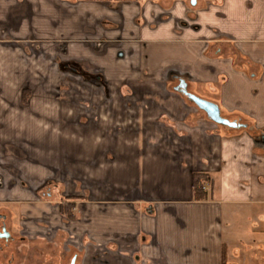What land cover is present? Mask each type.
Returning <instances> with one entry per match:
<instances>
[{
    "label": "crops",
    "instance_id": "crops-1",
    "mask_svg": "<svg viewBox=\"0 0 264 264\" xmlns=\"http://www.w3.org/2000/svg\"><path fill=\"white\" fill-rule=\"evenodd\" d=\"M79 88L91 98L46 97ZM43 191L81 198L72 221L47 209L71 227L69 264H259L264 0H0V205Z\"/></svg>",
    "mask_w": 264,
    "mask_h": 264
},
{
    "label": "rangeland",
    "instance_id": "rangeland-1",
    "mask_svg": "<svg viewBox=\"0 0 264 264\" xmlns=\"http://www.w3.org/2000/svg\"><path fill=\"white\" fill-rule=\"evenodd\" d=\"M178 1L189 4L188 0ZM60 45H63V50L65 46L63 43L54 45L53 57L59 52L57 48ZM52 62L55 65L52 64L50 69L55 70L60 60L55 58ZM39 68H44L48 71L47 67H42L38 61L36 71H39ZM58 77L68 85L73 84L74 86L77 83H82L80 78L78 80L73 75L67 74ZM46 80L50 84H54L57 77L50 75L46 77ZM39 94L42 95L43 92ZM69 95L83 100L91 98V92L83 88H79L74 93L70 92L69 89L68 92L53 91L51 94L49 92L46 97L61 99L62 97H69ZM59 201V194L50 199L43 191L36 197V200L29 201L31 202L30 205H21V203L13 206L8 204L0 205V215L6 217L0 218V231L4 228L9 236L7 239L0 236V264H69L72 256L77 254L74 239H71L68 235V233H72L71 227L61 222L62 218L59 216H57L56 220L52 219V221H49L48 219V207L54 203H60ZM73 213L75 212L73 211ZM259 251V264H264V250Z\"/></svg>",
    "mask_w": 264,
    "mask_h": 264
},
{
    "label": "trees",
    "instance_id": "trees-1",
    "mask_svg": "<svg viewBox=\"0 0 264 264\" xmlns=\"http://www.w3.org/2000/svg\"><path fill=\"white\" fill-rule=\"evenodd\" d=\"M178 93V92H177ZM180 94V93H178ZM180 96L190 105L194 106L189 100H187L182 94ZM195 107V106H194ZM207 118V117H206ZM208 119V118H207ZM209 120V119H208ZM229 122L236 123L235 120H228ZM237 124V123H236ZM223 129H228L222 126ZM205 183H210V179L207 175L195 174L192 177V190L193 197L195 201H202L205 199V193L202 190V187ZM46 194V192H44ZM81 200L80 197H66L58 205V213L61 217L67 220H75L76 216L73 213L75 209V202Z\"/></svg>",
    "mask_w": 264,
    "mask_h": 264
},
{
    "label": "water",
    "instance_id": "water-1",
    "mask_svg": "<svg viewBox=\"0 0 264 264\" xmlns=\"http://www.w3.org/2000/svg\"><path fill=\"white\" fill-rule=\"evenodd\" d=\"M197 0H190L191 5H195ZM176 91L182 94L189 100L198 110L205 114V116L214 124L229 128H237L238 125L234 122H229L227 119L221 117L219 108L216 104L204 100L192 93L186 91L185 84H181Z\"/></svg>",
    "mask_w": 264,
    "mask_h": 264
},
{
    "label": "flooded vegetation",
    "instance_id": "flooded-vegetation-1",
    "mask_svg": "<svg viewBox=\"0 0 264 264\" xmlns=\"http://www.w3.org/2000/svg\"><path fill=\"white\" fill-rule=\"evenodd\" d=\"M188 2L190 3V0H188ZM196 2H198V0ZM0 236L4 237L5 239L9 237L8 233L6 232V230H4V228H2V230L0 231Z\"/></svg>",
    "mask_w": 264,
    "mask_h": 264
},
{
    "label": "built area",
    "instance_id": "built-area-1",
    "mask_svg": "<svg viewBox=\"0 0 264 264\" xmlns=\"http://www.w3.org/2000/svg\"><path fill=\"white\" fill-rule=\"evenodd\" d=\"M206 189V185H203L202 190L204 191Z\"/></svg>",
    "mask_w": 264,
    "mask_h": 264
}]
</instances>
